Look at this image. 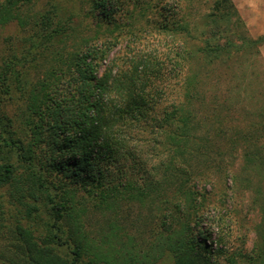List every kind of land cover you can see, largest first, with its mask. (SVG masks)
I'll use <instances>...</instances> for the list:
<instances>
[{"label":"trees","instance_id":"trees-1","mask_svg":"<svg viewBox=\"0 0 264 264\" xmlns=\"http://www.w3.org/2000/svg\"><path fill=\"white\" fill-rule=\"evenodd\" d=\"M57 1L33 12L34 0H0V28L16 21L33 31L21 62L0 57V264H158L167 254L173 264H239L226 238L213 248L207 198L197 185L213 159L205 169L190 161L208 148H196L191 101L156 116L163 53L114 51L120 37L147 32L148 0H78L95 22L92 37L76 9ZM155 6L164 19L155 22L156 34L182 44L177 35L190 33L189 25ZM207 16L216 37L229 10ZM184 44L171 62L174 71H189L190 99L197 55ZM222 48L207 41L203 51L212 62ZM26 68L36 71L33 78ZM148 127L151 138H140L151 152L134 133ZM86 197L98 215L91 228Z\"/></svg>","mask_w":264,"mask_h":264},{"label":"rangeland","instance_id":"rangeland-1","mask_svg":"<svg viewBox=\"0 0 264 264\" xmlns=\"http://www.w3.org/2000/svg\"><path fill=\"white\" fill-rule=\"evenodd\" d=\"M57 3L68 11L76 9L77 18L86 25L85 36L94 35L95 22L85 18L78 0H58ZM147 3L149 23L144 27L147 32L140 37H120L114 51L123 54L124 51L145 49L163 53L167 66L159 82L162 92L156 106L159 115L156 116L161 117L163 110H171L174 105L191 101L189 107L199 123L196 148L209 149L205 148L199 158L193 155L195 158L190 161L205 169L207 157L213 159L204 179L206 182L197 183L207 198L213 248L218 247L217 239L224 237L226 248L237 256L239 264H264V0H148ZM155 5L166 7L170 13L167 16L175 15L177 23L189 25L190 33L177 35L182 44H176V39L170 35L159 37L156 34L155 22L163 18ZM222 6L229 10V16L219 20L217 28L223 32L214 37L205 24L206 17ZM30 7L33 12H41L49 5L47 0H34ZM219 35H223L222 38ZM32 38L33 31L23 30L16 21L1 27L2 61L10 65L21 62L27 57ZM92 39V42L99 41ZM184 41L197 55V60L191 62L192 74L197 79L194 84L196 95L190 99L185 96L184 80L189 71L181 70V67L174 71L171 62L174 50L185 48ZM207 41L223 47L219 58H213L212 62L203 51ZM35 62L37 60L25 67L35 65ZM26 69L29 70L28 78H33L36 71ZM150 131V127L147 131L134 129L140 140L137 144L148 152L151 149L140 137L151 138ZM149 160L155 163L156 156L151 155ZM4 192L0 188V199ZM87 199L93 217L88 224L91 228L97 224L98 215ZM158 264H173V260L167 254Z\"/></svg>","mask_w":264,"mask_h":264}]
</instances>
